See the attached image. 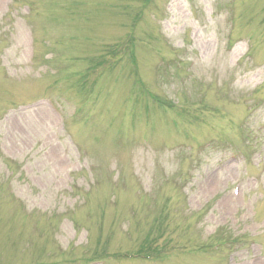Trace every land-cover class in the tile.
I'll list each match as a JSON object with an SVG mask.
<instances>
[{
    "label": "rangeland",
    "instance_id": "374dc122",
    "mask_svg": "<svg viewBox=\"0 0 264 264\" xmlns=\"http://www.w3.org/2000/svg\"><path fill=\"white\" fill-rule=\"evenodd\" d=\"M140 8L0 0V264H264V0Z\"/></svg>",
    "mask_w": 264,
    "mask_h": 264
},
{
    "label": "trees",
    "instance_id": "16d2710c",
    "mask_svg": "<svg viewBox=\"0 0 264 264\" xmlns=\"http://www.w3.org/2000/svg\"><path fill=\"white\" fill-rule=\"evenodd\" d=\"M137 1L141 3V8H140L141 10H139L140 12L137 15V19H141L142 9L145 8L153 0H137ZM133 41H134V38H132V36H130L129 39H127L125 42L122 43V45L120 46V49H116L114 47H111L110 49H108L109 54H111L110 56H112L113 58L117 57V59L112 60V65L119 62L118 59L120 58L121 53L130 54V56L133 55V51H134ZM103 63H104V61H103ZM107 63H109V61ZM95 64L96 65H103L102 59L95 62ZM159 101H162V100L159 99ZM161 253H162V251H161V248L159 247V243H158L157 239L147 238L145 240V243L141 247V251H138L136 253V255L139 257H142L144 259H150L152 257V255L159 256ZM101 260H104V259H98L95 261H101Z\"/></svg>",
    "mask_w": 264,
    "mask_h": 264
}]
</instances>
